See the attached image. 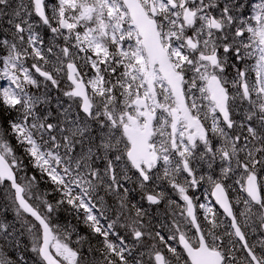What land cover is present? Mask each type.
I'll use <instances>...</instances> for the list:
<instances>
[{"label":"snow or ice","instance_id":"snow-or-ice-1","mask_svg":"<svg viewBox=\"0 0 264 264\" xmlns=\"http://www.w3.org/2000/svg\"><path fill=\"white\" fill-rule=\"evenodd\" d=\"M0 264H264V0H0Z\"/></svg>","mask_w":264,"mask_h":264},{"label":"rangeland","instance_id":"rangeland-1","mask_svg":"<svg viewBox=\"0 0 264 264\" xmlns=\"http://www.w3.org/2000/svg\"><path fill=\"white\" fill-rule=\"evenodd\" d=\"M146 206V205H145ZM61 215V217H68V213H61L60 214ZM61 222H63V220H61ZM73 222V221H72Z\"/></svg>","mask_w":264,"mask_h":264},{"label":"flooded vegetation","instance_id":"flooded-vegetation-1","mask_svg":"<svg viewBox=\"0 0 264 264\" xmlns=\"http://www.w3.org/2000/svg\"><path fill=\"white\" fill-rule=\"evenodd\" d=\"M197 195H200V193H199V192H197Z\"/></svg>","mask_w":264,"mask_h":264},{"label":"trees","instance_id":"trees-1","mask_svg":"<svg viewBox=\"0 0 264 264\" xmlns=\"http://www.w3.org/2000/svg\"><path fill=\"white\" fill-rule=\"evenodd\" d=\"M73 223H75V221L73 220Z\"/></svg>","mask_w":264,"mask_h":264}]
</instances>
